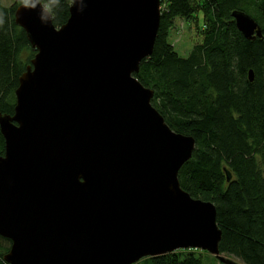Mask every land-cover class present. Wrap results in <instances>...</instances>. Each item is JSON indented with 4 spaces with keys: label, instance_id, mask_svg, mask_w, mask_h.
<instances>
[{
    "label": "water",
    "instance_id": "95a60500",
    "mask_svg": "<svg viewBox=\"0 0 264 264\" xmlns=\"http://www.w3.org/2000/svg\"><path fill=\"white\" fill-rule=\"evenodd\" d=\"M30 2L14 21L35 54L13 115L0 113L4 261L136 264L200 250L239 264L219 251L214 205L180 187L194 139L166 124L134 77L152 54L162 0H71L59 28ZM231 17L245 39L262 38L251 16Z\"/></svg>",
    "mask_w": 264,
    "mask_h": 264
},
{
    "label": "trees",
    "instance_id": "16d2710c",
    "mask_svg": "<svg viewBox=\"0 0 264 264\" xmlns=\"http://www.w3.org/2000/svg\"><path fill=\"white\" fill-rule=\"evenodd\" d=\"M56 28L69 17L71 0H39ZM153 51L134 77L153 91L151 105L176 133L190 136L195 149L179 170L180 187L211 202L221 230L219 251L243 264H264V0H162ZM16 5L0 3V113L13 115L18 79L33 57L15 24ZM243 11L262 38L245 39L231 13ZM203 16L201 44L181 57L168 41L175 19ZM29 58V59H28ZM253 72L254 80L248 79ZM4 140L0 134V155ZM226 171L231 175L226 180ZM8 243V245H7ZM10 242L0 237V264ZM151 264H202L190 250L150 258Z\"/></svg>",
    "mask_w": 264,
    "mask_h": 264
},
{
    "label": "rangeland",
    "instance_id": "374dc122",
    "mask_svg": "<svg viewBox=\"0 0 264 264\" xmlns=\"http://www.w3.org/2000/svg\"><path fill=\"white\" fill-rule=\"evenodd\" d=\"M0 3L2 6L9 8L13 5H22V0H0ZM163 6L164 5L162 3L161 11L164 8ZM204 31L205 25L203 23V16L201 13H198L195 17L190 19L177 18L174 20L172 27L169 30L168 41L179 56L186 57L189 55L194 46L201 44ZM32 54L34 56L35 51L30 47L28 50L22 52L21 58L23 60L27 59V57H31ZM190 252L194 253L196 257L201 260L202 264H221L213 256L204 251L190 250ZM224 255L239 264H243L240 260L232 256L226 254ZM149 259L150 258H143L136 264H151Z\"/></svg>",
    "mask_w": 264,
    "mask_h": 264
},
{
    "label": "clouds",
    "instance_id": "9594fccd",
    "mask_svg": "<svg viewBox=\"0 0 264 264\" xmlns=\"http://www.w3.org/2000/svg\"><path fill=\"white\" fill-rule=\"evenodd\" d=\"M22 6L25 8L35 7V3H31L30 0H22ZM4 24V16L3 13H0V26Z\"/></svg>",
    "mask_w": 264,
    "mask_h": 264
}]
</instances>
